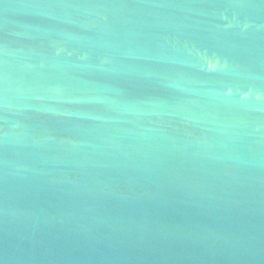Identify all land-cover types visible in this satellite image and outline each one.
I'll use <instances>...</instances> for the list:
<instances>
[{
    "label": "water",
    "instance_id": "water-1",
    "mask_svg": "<svg viewBox=\"0 0 264 264\" xmlns=\"http://www.w3.org/2000/svg\"><path fill=\"white\" fill-rule=\"evenodd\" d=\"M0 264H264V0H0Z\"/></svg>",
    "mask_w": 264,
    "mask_h": 264
}]
</instances>
